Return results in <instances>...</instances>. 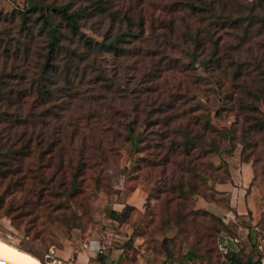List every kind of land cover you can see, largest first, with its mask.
<instances>
[{"label": "rangeland", "instance_id": "374dc122", "mask_svg": "<svg viewBox=\"0 0 264 264\" xmlns=\"http://www.w3.org/2000/svg\"><path fill=\"white\" fill-rule=\"evenodd\" d=\"M62 8L79 14L72 41ZM43 24L63 40L43 106L58 108L65 147L59 159L39 149L24 159L32 172L12 197L40 194L41 206L6 212L5 196L0 237L42 264L255 260L258 239L264 247V0H0V71L12 92L46 65ZM120 31L131 32L129 52L86 49L84 39ZM76 43L87 52L74 65ZM66 67L74 97L58 87ZM20 104L34 108L33 94ZM224 234L237 239L225 253Z\"/></svg>", "mask_w": 264, "mask_h": 264}, {"label": "trees", "instance_id": "16d2710c", "mask_svg": "<svg viewBox=\"0 0 264 264\" xmlns=\"http://www.w3.org/2000/svg\"><path fill=\"white\" fill-rule=\"evenodd\" d=\"M192 4L191 2L186 3L189 8H192ZM57 12L64 22L66 30L70 33L69 39L71 40V37L77 35L79 31L78 12L68 11L65 8L57 10ZM43 26H46V24H43ZM138 26L141 28V20H139ZM130 30L135 35V30L132 28ZM40 31H42V26L39 27V33H41ZM45 32L47 33V60L45 64L50 65H44L37 76L30 77L28 89L23 88L12 92V80L9 82L8 78L10 74L6 71L2 74L3 70L0 71V207L4 203L5 196H9L4 208L6 212L12 211V208L23 211V209H26L25 205L28 206L29 211H34L41 206L35 202L36 199L41 197L40 194L34 198H29L28 194L19 188L21 193L16 198L12 197V186L23 184L26 179H29L28 175L32 172L30 163L24 161V159L29 158L38 149V156L40 153L46 152L52 156L51 159H59L58 156L61 155L65 147L66 137L63 136L58 108H56V105L43 106L53 97L51 87L54 84L58 85L54 77L55 63L53 65L49 61H53L57 57L63 40L57 26H46ZM128 34H131V32L120 31L112 37L104 36V39L100 41H91L89 38L83 41L86 49H90L92 45H97L102 50L113 51V53L122 55L129 52L124 44L126 39H123V36ZM77 44L79 43L74 44L73 49H69L71 55H68V59L71 62L73 60L74 65H77L76 58H83L82 54L85 55L87 52L86 49L76 52ZM1 51L7 56H11L7 44L2 47ZM134 53H136V50H134ZM203 62L205 63V60ZM10 77L12 79V76ZM26 77L21 76V79L23 81L27 80ZM71 77L72 74L69 73V69L66 67L63 76L64 81L58 86L62 90L65 89L68 96H73L71 91L77 90L78 87V84L72 82ZM79 79L81 80L80 85L83 84V79ZM94 82L95 79L92 83ZM83 91L86 92V90ZM26 92L33 94L35 102L34 108L28 109V111L20 104L21 96ZM26 211L28 210L26 209ZM21 249L37 257L28 248ZM229 259L235 264H254V261L257 260L255 258L253 261L238 262L231 257Z\"/></svg>", "mask_w": 264, "mask_h": 264}, {"label": "bare ground", "instance_id": "6f19581e", "mask_svg": "<svg viewBox=\"0 0 264 264\" xmlns=\"http://www.w3.org/2000/svg\"><path fill=\"white\" fill-rule=\"evenodd\" d=\"M0 260L10 264H42L40 260L32 254L18 248L14 244L7 242L0 237ZM49 264H60L52 261Z\"/></svg>", "mask_w": 264, "mask_h": 264}, {"label": "built area", "instance_id": "2783aa9c", "mask_svg": "<svg viewBox=\"0 0 264 264\" xmlns=\"http://www.w3.org/2000/svg\"><path fill=\"white\" fill-rule=\"evenodd\" d=\"M227 240L237 241L236 238H232L229 235L224 234L222 240L217 242L219 249L224 253L227 251V247H226ZM256 249H257V260L259 261V264H264V247L262 246L261 239H258V242L256 244ZM97 251L98 252L102 251L101 246L97 248Z\"/></svg>", "mask_w": 264, "mask_h": 264}, {"label": "water", "instance_id": "95a60500", "mask_svg": "<svg viewBox=\"0 0 264 264\" xmlns=\"http://www.w3.org/2000/svg\"><path fill=\"white\" fill-rule=\"evenodd\" d=\"M0 264H10V263L5 262V261H3V260H0Z\"/></svg>", "mask_w": 264, "mask_h": 264}, {"label": "crops", "instance_id": "0c3cea01", "mask_svg": "<svg viewBox=\"0 0 264 264\" xmlns=\"http://www.w3.org/2000/svg\"><path fill=\"white\" fill-rule=\"evenodd\" d=\"M247 175V174H246Z\"/></svg>", "mask_w": 264, "mask_h": 264}]
</instances>
